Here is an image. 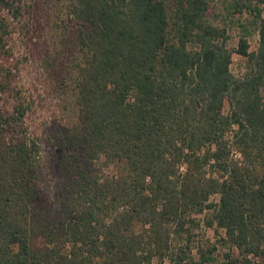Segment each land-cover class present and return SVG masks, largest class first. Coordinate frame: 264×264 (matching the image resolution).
Instances as JSON below:
<instances>
[{"label":"trees","instance_id":"1","mask_svg":"<svg viewBox=\"0 0 264 264\" xmlns=\"http://www.w3.org/2000/svg\"><path fill=\"white\" fill-rule=\"evenodd\" d=\"M67 12L75 116L56 218L40 206L42 147L0 14V264H208L202 228L237 250L226 264H264V0H69Z\"/></svg>","mask_w":264,"mask_h":264},{"label":"rangeland","instance_id":"2","mask_svg":"<svg viewBox=\"0 0 264 264\" xmlns=\"http://www.w3.org/2000/svg\"><path fill=\"white\" fill-rule=\"evenodd\" d=\"M69 0H16L13 11H1L12 26V58L10 64L16 71L15 82L20 91L28 96L33 110L28 124L42 147L40 177L42 181L41 204L44 213L56 218L60 214L58 195L67 181L68 172L64 163L65 152L60 146V136L66 126L74 120L71 100L65 94L63 74L72 59L71 49L77 25L68 14ZM216 12L220 21L225 17ZM239 15H236L238 18ZM229 46L237 47L236 31L231 33ZM251 51L259 46V35L250 39ZM245 60L234 56L231 70L240 76L244 72ZM11 98H9L10 100ZM224 112H229L228 103ZM214 200L218 201L219 197ZM223 232L202 228L198 241L207 247H215L214 261L208 264H226L228 255L236 257L238 252L221 241ZM169 264V262H165Z\"/></svg>","mask_w":264,"mask_h":264}]
</instances>
